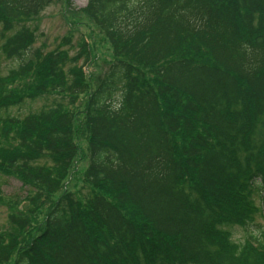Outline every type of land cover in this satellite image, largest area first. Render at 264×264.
<instances>
[{"label":"trees","instance_id":"1","mask_svg":"<svg viewBox=\"0 0 264 264\" xmlns=\"http://www.w3.org/2000/svg\"><path fill=\"white\" fill-rule=\"evenodd\" d=\"M56 1L0 0V55L16 60L0 72V173L31 187L0 264H264V0H87L111 48L90 75L88 45L80 67L32 47L29 22ZM83 160L86 190L69 189Z\"/></svg>","mask_w":264,"mask_h":264},{"label":"rangeland","instance_id":"2","mask_svg":"<svg viewBox=\"0 0 264 264\" xmlns=\"http://www.w3.org/2000/svg\"><path fill=\"white\" fill-rule=\"evenodd\" d=\"M72 3V11H69L64 4V0H58L47 6L44 11L29 23L35 28L36 36L33 48L42 51L60 49L67 52L69 59H74L72 63L77 64L73 67L83 66L87 45L90 46L91 56L88 64H85V73L97 74L102 71L103 65L111 58V48L107 44L101 32L89 22V20L77 9L83 8L87 0H69ZM93 28V29H92ZM86 43V45H84ZM16 66V60H8L0 55V72L7 73V70ZM93 76V75H92ZM53 95H42L35 100H27L21 106L8 110L10 115L23 117L30 111L38 110L43 104H49L53 100ZM85 95H80L78 101L70 109L78 118L82 117ZM78 122V121H77ZM76 140L80 145L81 151L86 150L87 140L85 132L76 135ZM87 160L77 161L74 169L67 178L66 185L69 189L82 192L85 191L82 170L86 166ZM31 187L24 185L17 177L0 173V228L7 226V212L10 211H29L30 202L28 196ZM258 202V199H256ZM261 204V203H260ZM35 208V206H34ZM33 208V209H34ZM35 211V210H34ZM36 212H39L36 210ZM42 218V212L37 219ZM262 228L264 233V219L257 217L255 220ZM232 239L242 242L244 231L238 226L229 228Z\"/></svg>","mask_w":264,"mask_h":264}]
</instances>
